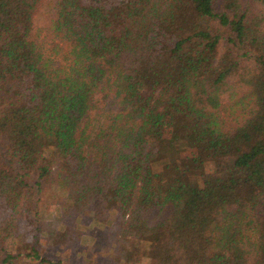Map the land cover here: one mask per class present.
Instances as JSON below:
<instances>
[{
    "label": "trees",
    "instance_id": "obj_1",
    "mask_svg": "<svg viewBox=\"0 0 264 264\" xmlns=\"http://www.w3.org/2000/svg\"><path fill=\"white\" fill-rule=\"evenodd\" d=\"M0 144V264H264V0H0Z\"/></svg>",
    "mask_w": 264,
    "mask_h": 264
},
{
    "label": "rangeland",
    "instance_id": "obj_2",
    "mask_svg": "<svg viewBox=\"0 0 264 264\" xmlns=\"http://www.w3.org/2000/svg\"><path fill=\"white\" fill-rule=\"evenodd\" d=\"M43 11L44 8L39 13V22L44 20ZM236 89L229 91V95H232ZM1 151L2 144H0ZM41 193V199L38 202L40 217L44 220L54 219V216L59 214L60 210L59 205L52 198L57 197L55 201L59 202L61 198H64V193L58 189L52 178H49L48 184L45 189L41 190ZM98 214L95 209H89L80 217L64 219L63 224L71 226L69 232L70 243L55 248H49L44 244L42 245V253L60 260L62 264H121L116 259V251H108L105 246L108 244V234L104 227L111 223V219L108 216ZM47 241L49 242V240H46L44 243H48ZM17 264L36 263L24 259ZM138 264H147V262L143 259Z\"/></svg>",
    "mask_w": 264,
    "mask_h": 264
}]
</instances>
